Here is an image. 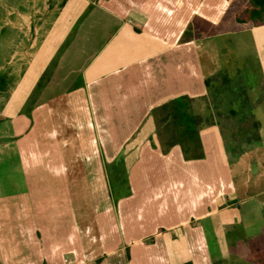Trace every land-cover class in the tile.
Listing matches in <instances>:
<instances>
[{
  "label": "crops",
  "instance_id": "crops-1",
  "mask_svg": "<svg viewBox=\"0 0 264 264\" xmlns=\"http://www.w3.org/2000/svg\"><path fill=\"white\" fill-rule=\"evenodd\" d=\"M67 2L0 0V77L11 53L18 74L0 79L10 86L0 90V174L10 179L8 188L0 180V264L227 262L231 229H263L264 102L260 143L237 154L223 127L209 126L198 161L180 146L163 152L154 111L208 95L221 47L183 37L197 16L218 29L235 0H73L74 15L60 16ZM82 6L103 16L82 20ZM80 21L65 52L77 64L51 72ZM121 158L132 192L117 201L107 166Z\"/></svg>",
  "mask_w": 264,
  "mask_h": 264
},
{
  "label": "trees",
  "instance_id": "trees-1",
  "mask_svg": "<svg viewBox=\"0 0 264 264\" xmlns=\"http://www.w3.org/2000/svg\"><path fill=\"white\" fill-rule=\"evenodd\" d=\"M92 8L88 9V13L83 16L82 20L91 14ZM227 15L234 18L237 24L243 27L264 23V0H249L246 4L234 5ZM216 37L217 27L197 16L185 32L183 40L188 43ZM73 39L74 36L67 41L63 49L64 47L68 48ZM57 66L58 64L55 62L51 67V72ZM249 77L248 72L240 70L235 77L237 79H233L230 72L225 69L206 81L207 96L200 99L182 96L156 109L154 118L163 152L169 153L173 148L180 146L187 161L203 160L206 154L201 132L209 126L221 125L223 127L222 121L225 116L238 119V129L232 133V139L237 144L235 149L237 154L248 151L260 143L262 141L261 124L256 111L264 102V78L261 97L256 100L250 93L253 87L249 82ZM49 80V75H45L40 82L37 95H40L46 88ZM249 86L251 88H248ZM199 101L210 104L214 109L213 113L205 116L204 113L196 112L194 105ZM222 105L226 112L222 110ZM27 107L25 114L30 116L33 106L29 104ZM120 161L124 160L121 158ZM109 167L107 166V169Z\"/></svg>",
  "mask_w": 264,
  "mask_h": 264
},
{
  "label": "rangeland",
  "instance_id": "rangeland-1",
  "mask_svg": "<svg viewBox=\"0 0 264 264\" xmlns=\"http://www.w3.org/2000/svg\"><path fill=\"white\" fill-rule=\"evenodd\" d=\"M72 1L68 0L65 7L62 8V11L64 12L60 16H64L66 14H73L74 11L72 8ZM91 3L96 5L98 0H89ZM103 0H101L102 2ZM249 0H235L232 6L234 5H242L248 3ZM52 5V4H51ZM48 6V5H47ZM231 6V7H232ZM49 7V6H48ZM54 7V6H53ZM91 8V7H89ZM95 6L92 8V12L95 13V16H103L102 9H98L97 13L95 11ZM88 8H85L82 6V16L86 15L88 13ZM79 12V11H78ZM81 23H77L76 26L73 28L72 32L76 35V32H78L79 29L76 27H80ZM97 30V29H96ZM95 29L93 31H96ZM87 31V30H86ZM84 36V35H83ZM217 42L221 47V54H222V61H223V70L227 69L233 79L238 74V71L243 70L250 74L249 82L251 83L253 89L250 91V93L253 95L254 99H259L261 97L262 93V87H263V78H264V23H258V24H250L249 26L243 27L235 21L234 18L229 17L227 15V18L218 26L217 29ZM69 40V39H68ZM78 44H81V41H79ZM69 48V47H68ZM66 47L61 48L59 53L54 57L53 62L49 63L47 68H51L52 65L55 64V62L58 63H64L66 66H69L70 64H73L75 61V65L77 64V61L71 58L76 55V53H72L70 57V53H66L67 51ZM42 47H40L39 53L42 51ZM80 49V46L75 48L76 52ZM63 50V51H62ZM95 48L90 52L89 55H84V63L86 62H92L96 56H95ZM15 54L11 53L9 56V60L6 59V62L4 63L3 68V75H1L0 79L8 78L9 75H12V79L18 80V74L14 71H10V65L13 63L12 60H10ZM65 60H64V58ZM63 58V59H62ZM82 63H78V67ZM67 69V68H66ZM65 70V69H63ZM64 74V72H61ZM48 72L46 73V75ZM27 77V74H25ZM30 76V75H29ZM23 75H20L19 81H22ZM23 77V79H24ZM31 77V76H30ZM79 82V81H78ZM60 85L58 87L59 90H63L65 87H62V80L60 81ZM10 86L6 87V89L2 88L0 85V90L3 95L8 94ZM248 88H251L249 86ZM195 111L201 114L211 115L213 113V108L205 101H199L195 105ZM23 108H28L25 105ZM260 108V107H259ZM258 108V109H259ZM257 109V111H258ZM222 110L224 112L225 109L222 105ZM256 111V113H257ZM210 112V113H209ZM223 130L225 137L227 140H232V133L238 129V119L231 118V117H224L223 121ZM233 142V141H231ZM111 167V168H110ZM107 169V172L109 175V182L112 190L113 197L115 200L119 201L120 198H123V196H127L129 193H131V185H130V176L128 175V167L126 165L125 161H117L112 166H110ZM38 170V169H36ZM111 170V172H110ZM0 180L5 187H9L10 185V179L5 175V167L3 168L2 173L0 174ZM36 183H40L38 181H35ZM47 185V183H43ZM53 185V183H51ZM113 226L117 227L120 225V222L118 221L113 222ZM263 229H248L243 230L242 228L238 231L235 229H231L229 231V242H230V249H231V258L221 264H264V222H263ZM243 235L245 239H243ZM114 240L117 239V234L114 233ZM121 241L120 244H122V238L121 240L118 239V242ZM119 244V245H120ZM115 247H111L110 249H113ZM120 264H128L127 258L124 255H121L118 257L117 260Z\"/></svg>",
  "mask_w": 264,
  "mask_h": 264
}]
</instances>
